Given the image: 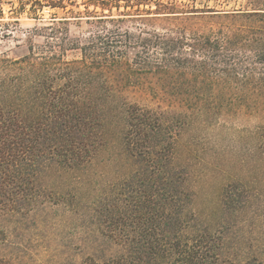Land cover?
<instances>
[{"label":"trees","instance_id":"trees-1","mask_svg":"<svg viewBox=\"0 0 264 264\" xmlns=\"http://www.w3.org/2000/svg\"><path fill=\"white\" fill-rule=\"evenodd\" d=\"M90 2L0 53V264H264V0Z\"/></svg>","mask_w":264,"mask_h":264},{"label":"rangeland","instance_id":"rangeland-1","mask_svg":"<svg viewBox=\"0 0 264 264\" xmlns=\"http://www.w3.org/2000/svg\"><path fill=\"white\" fill-rule=\"evenodd\" d=\"M48 1V0H44ZM91 0H64L65 8H52L45 5L37 8L34 12L27 4L25 10L17 11L21 5L20 0H0V8L4 11V17L0 18V53H8L11 56H19L27 52V37L36 27L50 23L54 17L59 20L62 17H69L71 35H81L82 40L89 35L86 9H94ZM177 1L179 6L183 4L196 5L197 7H233L243 0H162ZM123 3V2H122ZM155 7V6H154ZM124 7H121L123 10ZM143 9V7H142ZM97 11L101 9L97 8ZM108 12V11H107ZM114 14L119 13L116 8ZM35 40L42 42L43 38L35 34ZM71 55L73 53H70Z\"/></svg>","mask_w":264,"mask_h":264}]
</instances>
